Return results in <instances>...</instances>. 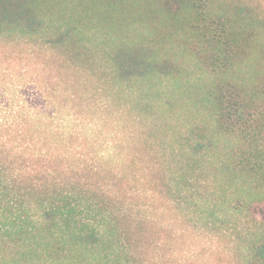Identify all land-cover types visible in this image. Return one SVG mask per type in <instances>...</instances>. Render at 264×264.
I'll use <instances>...</instances> for the list:
<instances>
[{"label":"trees","instance_id":"obj_1","mask_svg":"<svg viewBox=\"0 0 264 264\" xmlns=\"http://www.w3.org/2000/svg\"><path fill=\"white\" fill-rule=\"evenodd\" d=\"M262 13L0 0V264H264Z\"/></svg>","mask_w":264,"mask_h":264},{"label":"rangeland","instance_id":"obj_2","mask_svg":"<svg viewBox=\"0 0 264 264\" xmlns=\"http://www.w3.org/2000/svg\"><path fill=\"white\" fill-rule=\"evenodd\" d=\"M238 1V0H237ZM241 1V0H240ZM245 4L258 7L264 14V0H242Z\"/></svg>","mask_w":264,"mask_h":264}]
</instances>
